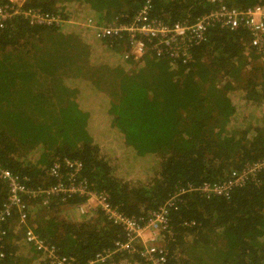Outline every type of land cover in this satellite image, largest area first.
I'll list each match as a JSON object with an SVG mask.
<instances>
[{"label":"trees","instance_id":"1","mask_svg":"<svg viewBox=\"0 0 264 264\" xmlns=\"http://www.w3.org/2000/svg\"><path fill=\"white\" fill-rule=\"evenodd\" d=\"M143 1L26 0L25 7L66 21L31 26L18 17L0 29L3 167L46 186L53 183L45 170L54 156L80 159L92 188L105 190L124 214L140 217L178 186L226 180L264 157V64L245 30L211 27L192 60L181 63L151 50L124 57L126 36L99 37L73 23L88 17L105 24L121 14L126 21ZM150 1L152 17L170 22L193 20L211 7L208 0ZM230 3L246 8L264 0ZM6 197L0 176V210ZM28 201L27 225L78 264L122 235L99 210L82 219L66 215L79 197ZM17 222L14 212L2 224L3 263L43 264L24 241L27 226ZM170 225L166 264H264V171L228 197L184 194ZM105 264L143 262L119 253Z\"/></svg>","mask_w":264,"mask_h":264},{"label":"built area","instance_id":"2","mask_svg":"<svg viewBox=\"0 0 264 264\" xmlns=\"http://www.w3.org/2000/svg\"><path fill=\"white\" fill-rule=\"evenodd\" d=\"M25 1L0 0V29L13 18L18 17L26 19L31 26H51L66 21L58 13L25 7ZM208 1L211 4L210 9L193 20L170 22L154 18L151 15V1L144 0L133 16L126 21H123L126 15L121 14L120 17L105 24L93 25L92 19L88 17L84 21L73 23L90 27L99 37L126 36L130 49L127 53H123L124 57L128 54L141 57L143 53L151 50L159 58L181 63L192 60L193 48L205 41L211 27L229 31L243 29L249 36L248 46L258 54V61L264 64V4L258 3L240 8L231 4L230 0ZM83 171L84 167L80 159L54 156L45 170V174L53 180V183L35 186L27 183L19 174L3 167L0 162V176L7 186L6 204L0 210V264H4L5 256L1 241L6 231L2 228V224L14 212L17 215V224L27 226L22 233L24 241L35 250V256L41 260V263L78 264L75 258L61 254L58 247L40 238L27 225L28 200L38 198L43 205H47L51 197H57L65 202L73 197H79L81 201L77 202L73 209L80 215L95 216L96 211L99 210L108 221L120 226L122 230L121 237L116 238L111 247L96 252L81 264H105L119 253L137 255L143 264H166L165 237L173 235L170 212L177 208L183 195L194 192L207 198L228 197L232 189L254 180L264 171V157L233 170L226 180L178 186L162 204L140 217L124 214L110 202V196L105 190L90 186L84 178Z\"/></svg>","mask_w":264,"mask_h":264},{"label":"rangeland","instance_id":"3","mask_svg":"<svg viewBox=\"0 0 264 264\" xmlns=\"http://www.w3.org/2000/svg\"><path fill=\"white\" fill-rule=\"evenodd\" d=\"M75 22V21H74ZM102 74L101 76V79L100 80H110L111 82V78L109 77V75L106 73V72H98V74H96V76H99V74ZM88 75H91L92 77L90 78H93L94 77V74H92L91 72L88 73ZM103 86V84H102ZM111 87V86H110ZM66 210V215L70 216V217H76V218H79V219H82L80 213L78 211H75V210H71V209H65ZM204 251H206L207 253L210 254V256H212V249L208 250V249H204ZM209 259V258H207Z\"/></svg>","mask_w":264,"mask_h":264},{"label":"crops","instance_id":"4","mask_svg":"<svg viewBox=\"0 0 264 264\" xmlns=\"http://www.w3.org/2000/svg\"><path fill=\"white\" fill-rule=\"evenodd\" d=\"M37 259V258H36Z\"/></svg>","mask_w":264,"mask_h":264}]
</instances>
